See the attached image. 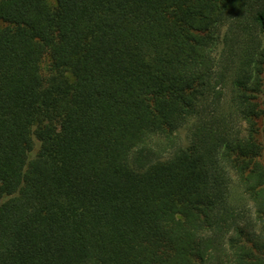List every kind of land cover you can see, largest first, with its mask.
<instances>
[{"label": "trees", "instance_id": "1", "mask_svg": "<svg viewBox=\"0 0 264 264\" xmlns=\"http://www.w3.org/2000/svg\"><path fill=\"white\" fill-rule=\"evenodd\" d=\"M0 264H264V0H0Z\"/></svg>", "mask_w": 264, "mask_h": 264}, {"label": "rangeland", "instance_id": "2", "mask_svg": "<svg viewBox=\"0 0 264 264\" xmlns=\"http://www.w3.org/2000/svg\"><path fill=\"white\" fill-rule=\"evenodd\" d=\"M222 47L220 46L219 49H218V53H220ZM50 65V59L49 57H45L44 60H43V63H42V70L43 72L45 73L48 69ZM178 139H179V142L183 145V146H186L187 143H188V139H187V129H181L179 134H178ZM38 147H39V143L36 142L35 144V149H34V152L32 155H34L37 150H38Z\"/></svg>", "mask_w": 264, "mask_h": 264}]
</instances>
